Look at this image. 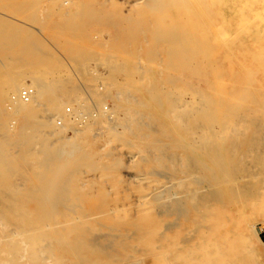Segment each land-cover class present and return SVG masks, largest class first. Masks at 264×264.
<instances>
[{
	"label": "bare ground",
	"instance_id": "6f19581e",
	"mask_svg": "<svg viewBox=\"0 0 264 264\" xmlns=\"http://www.w3.org/2000/svg\"><path fill=\"white\" fill-rule=\"evenodd\" d=\"M50 1L71 19L87 0ZM215 3L225 0H131L124 21L117 18L116 0H101L97 17L114 22L118 33L105 51L110 70L99 78L107 90L89 89L96 104L111 98L107 110L95 104L96 110H89L75 85L59 77L47 78L46 69L42 73L29 69L30 73L26 68L31 74L28 84L22 68L5 69L8 75L0 78V264H110L109 254L122 248L134 251L135 246H141L156 264H232L238 256L259 264L251 255V238L264 235V225L256 218L258 201L264 197V176H258L261 165L249 161L257 150L264 156V132L256 136L235 127L215 128L211 105L199 89L187 87L186 81L165 70L169 63L192 62L197 68L208 63L206 23ZM245 3L241 7L262 22L249 38L264 51V0ZM90 13L97 15L96 9ZM240 13L239 29L250 22L243 10ZM140 19L147 27L146 47H141L150 54L148 44L159 42L161 49L172 53L165 65L147 61L141 66L140 58L127 53L116 57L114 48L133 44L141 30ZM246 26L242 28L249 30ZM117 73L122 75L120 82ZM255 74L256 70H247L244 78L257 81ZM168 90L174 92L171 98L166 96ZM24 91L30 102L20 97ZM12 93L17 96L8 106ZM69 101L74 106L70 115L62 111ZM78 108L84 111L81 117ZM57 115L63 125L55 124ZM67 129L72 133L64 134ZM102 134L113 141L114 152H104L99 160L93 157L97 151L93 138ZM98 164L117 174L116 188L98 187L92 193L88 183L79 180L81 165ZM121 167L126 170L123 174ZM141 169L154 171L158 178L149 180ZM84 197L90 198L89 205Z\"/></svg>",
	"mask_w": 264,
	"mask_h": 264
},
{
	"label": "rangeland",
	"instance_id": "374dc122",
	"mask_svg": "<svg viewBox=\"0 0 264 264\" xmlns=\"http://www.w3.org/2000/svg\"><path fill=\"white\" fill-rule=\"evenodd\" d=\"M100 1L101 0L85 1L83 4L79 6V8H77L73 12L75 16H73L71 19L57 12V9H55L56 8L55 5H53L50 0H10V1L8 0V2L6 3L0 2V78L2 79L6 75H8L5 73V69L15 68L19 70V68H22L21 70H24L23 72L26 73V74H22L25 77L24 81L27 82L28 84L30 83L29 76L31 75L29 69L41 70L40 71L41 73L42 70L46 69L45 71H43L45 72L43 73V75H46L47 78L59 77L63 80L66 81L68 80L67 81L68 83H72L73 85H75L76 87L75 86L74 87L81 98L79 100L86 102L87 107L90 104L89 110L90 109L96 110L95 108L96 106L102 108L104 103H106L107 107L110 108L112 106V100L110 97L102 98V100H100L99 103L96 104V102L92 98L93 91L89 89L91 88L94 90V92L97 91L99 93H103L107 90L108 85L105 82L99 80V78L105 77L108 74V71L110 70L106 65V62H108V58L105 55V51L108 49L107 47H110L112 41L111 39H114V37L117 36L118 33L116 29V25H113L114 22L110 23L104 20L103 17L101 16L97 17L100 13V8H99ZM116 1L118 2L119 5L117 10L120 11L119 12L120 14H117V18L122 20L124 19L125 21V19H127L126 18L127 15H130L125 12L127 11L128 6L131 3V0H116ZM248 1L249 0H247V2ZM240 2L242 3L244 2L243 3L244 5L246 4L245 0L244 1L235 0V2L234 0H225V3H221L220 5L218 3H215L216 8H213L210 11L209 18L213 20L214 26L212 25L211 20L208 19L206 23V26L209 27L207 42L208 44L210 43L208 45L209 51L207 55L208 57L206 59L208 63L202 62L201 65L200 64L198 65V68L197 66H194L192 62L186 66H182L179 63H173V64L169 63L168 66L165 67V70L168 73H170L172 76L179 78V80L183 79L182 82L186 81L187 87L191 89L193 88L199 89L198 93L202 94V99L205 101H209L211 105L210 107L212 114L211 121L214 124L215 128L218 129L221 126L222 128L226 127L227 129L234 130L235 127V131L236 130L240 132L242 131L243 133L246 134L253 133L254 135L257 136L264 132V67L258 65L260 62L264 64V51L261 49V47H258L256 44H253L251 42V38H249V35L251 32L256 31L257 28L260 29V27H262L261 26L262 22L258 20L259 18L254 17L255 14L253 12H248L246 8L243 9V7H241L243 6V4ZM235 3L237 5L239 4V6L237 7ZM80 7H83L85 10ZM240 7L244 11V13H246V15L250 17L249 23L248 22L247 24L245 22L242 23L243 24L242 27H245V25H247L246 27L249 26V30L247 28H242L241 26H240L241 31L239 29L238 24L241 23L238 22L242 20V18H240L242 17L241 15L242 12L240 13V11L242 10H239ZM217 8L220 9L219 10L221 11L219 12L220 14L217 12L218 10ZM82 9L87 13L82 12ZM93 9H96V14H97L94 17L91 16L92 13H90ZM213 11H216L214 12L216 16L213 14ZM84 13L87 15L86 18L83 17ZM123 15L126 16L123 17ZM222 15L225 16L224 17L225 20L222 19ZM252 18L254 20H251ZM221 19L222 21L224 20V22L226 21L227 25L226 23L222 22ZM220 21L222 22V24ZM47 22L49 23L47 24ZM138 22L140 24H138L137 27L141 30L137 31L138 33L136 32L137 34L134 35L135 37L132 40L133 44L124 47L123 49H121L120 47L114 48L116 57H120L119 55L121 53H127L135 58L137 57L140 58L141 62L143 61L141 63V66H143L144 63L148 64V62L152 64L163 63V61H166L165 58L171 52L168 53L163 49H161L162 47L159 42L156 43L151 42L150 44H148V48L150 49L151 53L150 54L145 53L144 47H146V42H147L146 41L147 27L143 28V26L145 25L146 22L144 19H140V21ZM228 22H230V24H228ZM129 24L131 25V23ZM232 26H233V30H232ZM132 28H134L133 25ZM214 28L217 29V31ZM226 28L229 30H226ZM143 30L145 31L144 32L145 34L143 33ZM221 30H224L226 34H223L224 32L222 33ZM53 32L55 33L51 34ZM57 33L59 35H57ZM62 36H64V38ZM65 36L69 40L70 39L71 40L67 41L66 40L67 38H65ZM242 38H247L244 40L245 41L244 44L240 43V40ZM226 39L229 40L231 44ZM72 40H74V43H72L73 42ZM75 40L79 41L80 43H83V45L80 44L79 42H75ZM222 42L223 44H221ZM86 43L89 45H87ZM219 43L220 45H217ZM224 43L226 44V46ZM141 45L144 47H141ZM216 45L217 47H213ZM131 46L134 47L133 52L130 51ZM97 48L100 50H98ZM215 48L216 51L214 50ZM95 49H97V51H94ZM255 54L257 57L254 58H257L258 60L251 57L252 55ZM84 56L89 57L88 60L90 62L89 61L87 62L86 58L83 59L84 60L83 61L82 58ZM91 56L94 59H92ZM74 58H76L75 59L76 61L74 60ZM77 59L82 61H79ZM95 59H97V61ZM100 59L103 60L101 64H98L101 61ZM26 68L30 73L28 71H25L27 70ZM247 70H256L255 76L258 77L259 80L257 81L252 80L247 82L244 78L245 71ZM49 71H51V73ZM135 71L138 73L139 68ZM93 74H95L96 77L98 78L93 77ZM120 75H121L120 73L116 74L117 76L115 78L116 81L118 80L120 82L122 78V75L121 76ZM89 76L90 78H88ZM202 78L204 79L202 80ZM87 79L89 80L95 79V81L96 80L97 81L95 82L94 80H90L88 83L86 82ZM83 83L85 85H87L86 83H88L87 87L83 86L84 85ZM205 86L207 87L206 88L207 90L205 88L204 89L202 88ZM246 91H248V93L245 94ZM6 93L7 94L4 95L2 98L3 105L5 104L7 95L10 93V91ZM217 93H220L221 95ZM173 95L174 92H169L168 90L166 96L171 98ZM67 104L72 106V104H70V101L62 105V111L65 114L67 113L64 111V108ZM93 104H95L96 106ZM72 107L74 111V106ZM77 110L79 116L80 115L82 116V113L84 111L81 110V108H78ZM221 110L222 113L219 112ZM247 110L250 111L248 112ZM252 110H255L254 114L251 113ZM227 117L228 119L226 120ZM55 118H56L55 119V124H56L57 123L56 120L57 118H59V116L57 115L55 116ZM63 122L64 121L61 120L60 123H57V126L63 125L64 124ZM214 122H216V124ZM71 133L72 132L70 131V129H67L64 134L68 135ZM93 140H94L93 145H95L94 148H96L97 151L99 152L98 153L96 151L93 157H96L97 159L100 160L102 157L100 155L104 154V152H107V154L112 155V153L109 151L114 152L110 146L113 141L112 142L108 141L106 135L103 134L97 135V137L93 138ZM257 153L258 154H256L255 152L252 156H250L249 162L260 164L261 170H258L259 171L258 176H264V171H262L264 169V156H261L262 153H259L258 150ZM240 165L244 166V164L242 163ZM119 170H121L120 171L121 174L125 173L126 171L122 167ZM141 170H142V174L146 175V177L149 180H153L155 177L158 178V176L152 170L149 169L148 170L141 169ZM79 171H80L79 180L82 181L84 180L86 183H88L89 187H91V189L90 188L89 189L92 193L98 187H103V188L108 187L112 189L116 188V186H114L113 184L115 183V177L117 174L114 175L113 171L111 172L105 169L100 164L94 167L81 165ZM115 172H119V171L115 170ZM83 202L84 204L89 205L90 198L84 197ZM258 205L259 208L256 210L257 211L256 218L257 221H260L264 225V197L258 201ZM260 234L261 237H259L258 240L251 238V255L256 262H258L259 264H264V235L262 233ZM135 247L137 248L134 251L133 249L131 250V249L122 248L118 250V254H114V255L109 254L108 256V259H110L109 263L110 264H156L157 263L156 261L154 262V260L152 259L149 253L142 252L143 248L141 246H135ZM130 252H135V254L131 255ZM125 255L126 258H124ZM231 262L232 264H254L252 262L246 261L245 257L243 256L235 257L231 260Z\"/></svg>",
	"mask_w": 264,
	"mask_h": 264
},
{
	"label": "built area",
	"instance_id": "2783aa9c",
	"mask_svg": "<svg viewBox=\"0 0 264 264\" xmlns=\"http://www.w3.org/2000/svg\"><path fill=\"white\" fill-rule=\"evenodd\" d=\"M16 94H10V97H9V100L7 101V104L8 106H11V104L14 102V100L16 99ZM20 97L22 98L23 101H28L29 100V94L26 93V92H21L20 94ZM104 110H107L108 107H107V104L104 103L103 104V107H102ZM64 111L67 113V114H73V107L69 104H67L64 108ZM57 123H60L61 119L60 118H57Z\"/></svg>",
	"mask_w": 264,
	"mask_h": 264
}]
</instances>
